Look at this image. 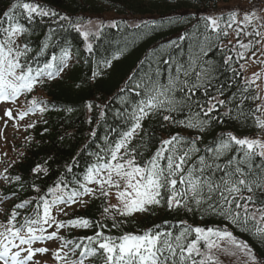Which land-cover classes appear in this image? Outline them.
<instances>
[{
	"label": "snow or ice",
	"instance_id": "6c2138e0",
	"mask_svg": "<svg viewBox=\"0 0 264 264\" xmlns=\"http://www.w3.org/2000/svg\"><path fill=\"white\" fill-rule=\"evenodd\" d=\"M238 15L239 10L233 9L226 14L201 17L205 33H208L204 41L214 38L216 47L222 50L227 48L222 37L227 38L232 32L235 33L236 44L228 51L235 54L236 62L244 60L254 47L253 40L245 43L240 39L242 34L261 37L255 41L256 44L264 42V34L252 25L255 19L261 22L260 27H264V16L250 10L243 12V19L238 21ZM36 17H58L59 21H67L68 27L79 33L86 42L89 52L93 49L90 41L99 37L105 27L101 22L93 31L79 22L73 23L69 17L59 15L35 0H14L0 15V102H15L22 94L32 93L37 85L61 76L68 67L69 52L66 49H62L59 57L53 54L42 67L31 66L28 57L31 49L26 43L20 46L17 40L29 31L20 22L21 18L31 22ZM87 23L92 22L89 20ZM142 23L148 25L156 22ZM241 24L244 27H240ZM249 25H252V32L246 30ZM111 26L117 27V22L112 21ZM184 38L180 37L181 40ZM171 43L175 45L176 42ZM228 44H232V41L229 40ZM47 47L45 44L44 48ZM201 52L204 56L208 54L203 48ZM252 55L256 53L252 52ZM232 62L233 55L224 56L225 65L230 67ZM104 64L109 67L111 61H104ZM164 64L168 65V70L163 80L157 68L154 75L146 74V79L137 82L131 89L137 99L121 98L126 108L117 115L124 119L126 130L119 132L118 139L96 153L95 163L89 166L83 181H76L77 187L65 192L68 184L60 180L55 188H48L44 196L36 198L35 208L30 214L24 215L23 221L19 223L17 217L20 213L17 210L27 207L32 201H23L14 206L6 223L0 225L3 229L0 230V264H37L34 260L36 254L49 253L50 250L33 245L45 240L61 241L60 246L51 253L58 264H86L88 261H98L99 264H222L221 256L235 257L238 264H264V259L256 255L252 246L235 235L229 227L231 225L241 233L249 234L264 246V137L240 138L232 132H225L217 137L213 145L205 146V155H198L201 152L197 147L202 139L200 136L188 138L175 133L162 139L149 158L139 159L143 153L139 146H133V141L142 131L143 121L150 116L159 115L170 124L203 132L212 121L223 122L222 117L213 113L230 103L219 98L224 94L222 89H216L217 95L209 92L215 79L210 62L198 63V58L190 54L187 65L178 60H165ZM206 64L208 67H205ZM240 68L243 69L244 65L240 64ZM231 70L234 75L240 74L235 69ZM98 75L99 72L94 71L92 78ZM253 76L255 79L260 78L258 73H253ZM254 83V79L245 78L244 91H248ZM198 90L204 92L206 99L203 102L194 99ZM177 93L181 94L179 99ZM256 98L242 97L241 104L244 99ZM44 103L33 97L27 110L18 113L19 118L23 119L33 111L43 113L46 110L42 106ZM88 107L91 109L92 105L89 103ZM184 108H187L188 114L184 119H177L173 114ZM260 110L261 105H257L254 110H250L249 115L253 117L254 125L264 130V119L256 115ZM231 112L232 109L228 108L223 116H229ZM243 115L242 111H238L235 118L239 119ZM5 116L13 118L12 110L7 109ZM229 153L232 154L229 156ZM68 170L71 171L70 166ZM41 171L46 170L40 165L33 169L36 173ZM13 179L19 181L20 177ZM33 187L36 188L35 185ZM36 190L39 191L38 188ZM49 193L51 199L47 198ZM85 195L102 199L101 220L93 221L85 217L57 220L53 215L54 208L64 211L60 205L84 204L82 197ZM113 196L117 203L110 202ZM160 207L170 211H202L218 216L226 223L204 227L180 220L167 228L157 224L138 232L122 230V225L136 214H154V209ZM106 220H111V229L120 230L119 235L110 234L111 230L104 222ZM164 224L168 225L169 222L164 221ZM93 227V235L74 239L59 235L60 230L65 228ZM70 254L76 258L69 260Z\"/></svg>",
	"mask_w": 264,
	"mask_h": 264
},
{
	"label": "trees",
	"instance_id": "16d2710c",
	"mask_svg": "<svg viewBox=\"0 0 264 264\" xmlns=\"http://www.w3.org/2000/svg\"><path fill=\"white\" fill-rule=\"evenodd\" d=\"M12 2L14 0H0V15ZM35 2L59 15L69 17L73 23L86 22L90 14L98 15L110 10L121 12V8L131 15L160 17L159 22L155 24H141L137 28H130L121 23H118L117 27L105 26L101 30V35L92 39L91 52L87 50L86 42L79 33L68 27L67 21H59L58 17H36L29 22L21 18L20 22L29 31L19 38L18 44L23 46L26 43L31 49L28 57L32 67L43 66L53 54L59 57L62 49H66L73 59L61 76L46 80L36 90L41 96L44 95L46 102L44 105L48 108L42 113L38 123L24 131L23 139L9 143V151L13 153L14 160L8 163L6 155L0 152V171L5 175L0 183V198L5 200L0 205V209L4 210L1 215L3 224L6 223L7 216L15 205L31 200L30 205L17 210L20 213L17 222H22L24 215L30 214L35 208L36 198L44 196L48 188H55L60 180L68 184L65 192L77 187V180L83 181L89 166L96 161V153L118 139L119 132L126 130L124 119L117 115L126 108L121 98L137 99L131 89L137 82L145 80L146 74L154 75L157 68L160 69L163 80L168 70V65L164 64L165 60H178L187 65L191 54L198 58V63L210 62L214 68L212 74L215 79L209 92L211 95H217L216 89H222L224 94L219 98L229 100L230 103L213 113L217 117H222L223 122L212 121L203 132L170 124L163 121L159 115L150 116L143 121V129L133 141V146H139L143 153L139 159L149 158L162 139H167L175 133L188 138L200 136L202 139L197 147L201 152L198 155H205V146L213 145L222 133L232 132L243 138L258 132L253 117L249 115L250 110L256 108L257 100L244 99L241 104L242 97H256L257 94L253 85L248 91H244L246 85L240 68L241 61L236 62L235 54L228 51V47L223 50L216 47L217 41L214 38L211 41H204V36L208 33L204 30L201 17L205 15L202 12L205 9L217 8L220 3H228L230 0H35ZM60 24H63L62 28ZM50 29L54 31L50 32ZM181 36L185 38L181 40ZM222 40L226 44L227 38L222 37ZM172 41L176 42L175 45L171 43ZM45 44L48 45L47 48H44ZM201 48L207 51L206 56L201 52ZM225 55H233L230 67L224 64ZM104 61H111V66L106 67ZM231 69L240 74L234 75ZM196 70L198 71L199 67ZM94 71L99 72L95 79L92 78ZM194 79L193 76V82ZM121 89L125 91L122 92ZM180 95L177 93V99ZM194 99L203 102L206 99L203 90H198ZM89 103L92 105L91 109L88 107ZM228 108L232 109L231 114L223 116ZM196 110L198 109H194ZM238 111H242L244 115L236 119ZM187 114L188 110L184 108L173 115L177 119H184ZM256 115L260 116V113L256 112ZM16 149L20 151L19 154L16 153ZM231 154L229 153V156ZM226 158H222L220 162L223 163ZM37 165L46 171L33 172ZM69 166L71 171L68 170ZM16 176L20 177L19 181L13 179ZM47 198L51 199L50 193ZM102 203V199L90 198L76 209L66 211L62 220L85 217L99 221L102 219ZM180 220L187 221L189 225L204 227L222 226L226 223L220 217L204 214L202 211L186 212L183 209L170 211L166 207H160L154 209V214H136L128 223L122 225V230L138 232L157 224L167 228ZM164 221H168L169 224H164ZM104 222L108 224L110 234H120V230L111 229V220ZM229 227L235 235L252 246L259 258L264 259V246L249 234L241 233L231 225ZM94 231V227L65 228L60 235L66 239H74L93 235ZM75 258L70 254L68 259ZM86 263L99 264L98 261Z\"/></svg>",
	"mask_w": 264,
	"mask_h": 264
},
{
	"label": "rangeland",
	"instance_id": "374dc122",
	"mask_svg": "<svg viewBox=\"0 0 264 264\" xmlns=\"http://www.w3.org/2000/svg\"><path fill=\"white\" fill-rule=\"evenodd\" d=\"M233 9H238L240 12V15H238L237 19L242 20L243 19V12L245 11H250V10H255L259 16H264V0H230L228 3H220L217 8H211L209 10L203 11V15L208 16V15H213V16H218L219 13H227L230 10ZM103 21L101 19H92L90 20L92 23L91 24H83L85 28H90L91 30L95 31L97 27H99L101 22H107V23H112V21H116V17L113 16L112 13H107L103 16ZM144 19V18H143ZM142 18H135V19H130L131 22L137 23L141 21ZM149 19H146L144 21H147ZM260 21L253 20L252 25H255L257 30L260 31L262 34H264V27H260ZM252 25H249L247 27L248 32H252L253 28ZM235 28L236 25H233ZM240 27H244L243 24L240 25ZM231 31V30H230ZM245 43H247L249 40H253L254 47L247 53L246 58L244 60H240L241 64L244 65V68L242 69L243 71V76L245 78L249 79H254L255 83L253 84L255 90H256V100H257V105H261V110L259 111L260 116L262 119H264V63H261L260 61H264V42L261 44H256V40H260L261 37H252V36H242L240 37ZM231 40L232 44H228V41ZM237 37L235 36V33L232 32L229 37H227L226 44L227 47L230 49L232 45L236 44ZM19 43V40H17V44ZM252 52H255L256 55L253 56ZM253 73H258L260 78L255 79L253 76ZM23 96V94L21 95ZM37 98V97H36ZM23 101V99H22ZM10 101L8 102H0V152L6 155V159L8 160L7 162H12L14 160L13 153L9 151V143L14 142L16 143L18 140H21L24 138V128L28 125L25 124L24 122H20L21 119L18 116L19 111L17 110V107L19 108L21 101H18L15 104H9ZM17 105V106H16ZM7 109H11L13 113V118H9L5 116V111ZM7 128V132H6ZM257 135L264 137V130L259 129L258 132L255 135L250 136V138H254ZM18 149H16V153H18ZM20 152V151H19ZM91 187H95V185H90ZM89 196L85 195L82 197L84 201H87ZM111 203H117L115 197L110 201ZM2 203V202H0ZM76 204H79L76 206ZM76 204H71L68 206L61 205L59 207H63L64 211L60 212L58 209H56L55 212H53V215L56 217L57 220H59V215L60 214H65L66 211L71 210V209H76L77 207L80 206V203ZM1 205V204H0ZM72 207V208H70ZM70 208V209H68ZM2 210L3 208L0 209V225H4L3 222L1 221V215H2ZM4 211V210H3ZM138 213L137 215H139ZM0 230H3L0 228ZM54 229H49V231H52ZM63 229L60 230L62 233ZM59 232V235H60ZM44 242V241H43ZM61 241L59 240H46L42 244H38L36 246V242L34 243L33 247H47L50 251L49 253L45 254H38L34 257V260L37 262V264H58V262L53 258L51 255L52 252H54L59 246H60ZM66 251V250H65ZM222 264H238L236 261L235 257H225L221 256ZM87 264V263H86Z\"/></svg>",
	"mask_w": 264,
	"mask_h": 264
}]
</instances>
